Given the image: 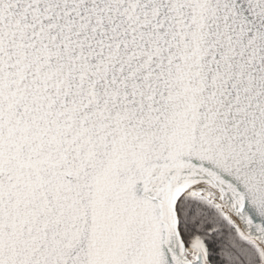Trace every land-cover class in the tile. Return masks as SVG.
Listing matches in <instances>:
<instances>
[{
    "label": "snow or ice",
    "instance_id": "6c2138e0",
    "mask_svg": "<svg viewBox=\"0 0 264 264\" xmlns=\"http://www.w3.org/2000/svg\"><path fill=\"white\" fill-rule=\"evenodd\" d=\"M0 264H264V0H0Z\"/></svg>",
    "mask_w": 264,
    "mask_h": 264
}]
</instances>
